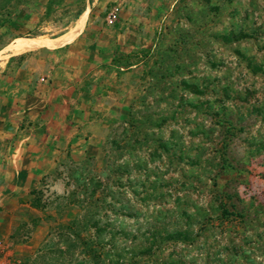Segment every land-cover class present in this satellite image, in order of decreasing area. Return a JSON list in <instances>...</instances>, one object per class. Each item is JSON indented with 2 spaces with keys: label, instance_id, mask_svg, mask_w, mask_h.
Returning a JSON list of instances; mask_svg holds the SVG:
<instances>
[{
  "label": "rangeland",
  "instance_id": "rangeland-1",
  "mask_svg": "<svg viewBox=\"0 0 264 264\" xmlns=\"http://www.w3.org/2000/svg\"><path fill=\"white\" fill-rule=\"evenodd\" d=\"M100 1L0 0V61L70 40ZM149 12L117 58L141 64L124 107L42 180L24 213L41 232L1 241L0 264H264V0Z\"/></svg>",
  "mask_w": 264,
  "mask_h": 264
},
{
  "label": "crops",
  "instance_id": "crops-1",
  "mask_svg": "<svg viewBox=\"0 0 264 264\" xmlns=\"http://www.w3.org/2000/svg\"><path fill=\"white\" fill-rule=\"evenodd\" d=\"M166 1L101 0L87 24L88 11L76 21L78 33L86 26L73 43L77 32L62 44L67 31L0 61V242L22 226L41 232V220L31 223L24 213L39 211L31 201L42 180L66 153L80 151L96 119L124 107L141 64L124 67L118 55L134 51L141 30L149 29V10ZM113 7L120 14L111 27L100 12Z\"/></svg>",
  "mask_w": 264,
  "mask_h": 264
},
{
  "label": "trees",
  "instance_id": "trees-1",
  "mask_svg": "<svg viewBox=\"0 0 264 264\" xmlns=\"http://www.w3.org/2000/svg\"><path fill=\"white\" fill-rule=\"evenodd\" d=\"M83 12H84V9H81L80 11H78V13L76 15V19H78V17L81 16Z\"/></svg>",
  "mask_w": 264,
  "mask_h": 264
},
{
  "label": "bare ground",
  "instance_id": "bare-ground-1",
  "mask_svg": "<svg viewBox=\"0 0 264 264\" xmlns=\"http://www.w3.org/2000/svg\"><path fill=\"white\" fill-rule=\"evenodd\" d=\"M77 33H78V32H77ZM72 35H73V34H72ZM74 35H75V34H74ZM35 40H36V39H35ZM44 40H45V39H44ZM50 40H51V39H50ZM55 40H56V39H55ZM66 40H67V39H64L62 42H65ZM40 41H41V40H40ZM45 41H46V40H45ZM48 41H49V40H48ZM46 42H47V41H46ZM50 42H51V41H50ZM50 42H49V43H50ZM25 43H26V42H25ZM47 43H48V42H47ZM49 43H48V45H50ZM17 46H18V44H17ZM25 46H26V45H25ZM34 46H35V45H34ZM27 47H28V46H27ZM42 47H43V46H42ZM38 49H39V48H38Z\"/></svg>",
  "mask_w": 264,
  "mask_h": 264
}]
</instances>
